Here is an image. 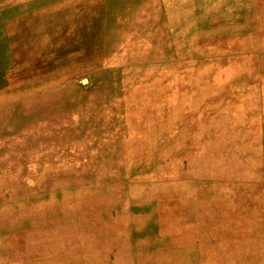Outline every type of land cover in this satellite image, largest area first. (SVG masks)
I'll list each match as a JSON object with an SVG mask.
<instances>
[{"label": "rangeland", "instance_id": "obj_1", "mask_svg": "<svg viewBox=\"0 0 264 264\" xmlns=\"http://www.w3.org/2000/svg\"><path fill=\"white\" fill-rule=\"evenodd\" d=\"M233 1L243 25L264 24V0ZM197 2L0 0V264H264V39L245 53L258 97L223 100L258 128L240 158L252 174L197 179V158L217 154L195 128ZM148 4L186 13L167 26L175 56L144 36ZM144 46L172 59L142 60Z\"/></svg>", "mask_w": 264, "mask_h": 264}, {"label": "bare ground", "instance_id": "obj_2", "mask_svg": "<svg viewBox=\"0 0 264 264\" xmlns=\"http://www.w3.org/2000/svg\"><path fill=\"white\" fill-rule=\"evenodd\" d=\"M222 2L223 0H199V2L196 3V11L194 14L195 19L197 18V20H199V25L197 26V28L195 27L196 30L199 32V34L195 29H192L191 31H189V33L194 31L196 34L200 35V40L206 46V47L203 46L200 50L201 66L199 70L195 73L194 78H192L193 83L196 84V96L198 100L196 102V105L194 106V107H197V111L195 113L197 116L195 128L197 130L196 131L197 135H200V136H202L201 133L205 131L208 132V134L206 135L205 142H207L208 145L212 148V153L217 152V154L215 155L212 154V156L209 154H205L206 157L197 158V164L206 165L205 167H202V168L197 167L195 169V172H196L195 178L197 179L198 178L206 179V178H212V177L240 178V177H243L244 174L246 173L252 174V172L248 169L249 165H252V164L245 163L242 165L240 164L241 163L240 158L242 155H247L249 150L253 152H257L254 144H255V131H257L258 128L257 129L248 128L244 130V128H242L241 126V123H246L248 121L247 117L246 118L239 117L240 124H235L234 117H238L236 113L241 114V115L243 114L241 113V110H238V111L234 110V108L230 105L228 107V105L226 104L227 102L225 103V101L223 100L229 99V96L238 97L239 99L241 97L244 101H246L249 97H252V98L258 97L255 92L256 87H254L256 83H250V78L251 76H253V73H254L252 69L255 65L254 63L255 59L252 58L250 61L246 60L245 53L248 52L249 50L262 47L261 44L264 39V24L256 25V27H254L253 25H249L250 27L245 26L246 22L251 21L250 20L251 17L245 14L243 12V9L240 12L236 13L235 9L238 8L240 5L233 4L234 3L233 0H232L233 3L231 2V0H226L223 3ZM217 3L219 5H217ZM147 7H150L151 10H148L147 13L146 11L143 12L141 17L139 15L136 16V17H139V23L141 24L142 29L144 30L143 31L144 36L150 37L151 35L150 31L155 32L154 34L156 35V39L158 41L157 43L159 44V41H161L160 42V45H161L163 42L162 40L164 39L165 45L162 46V48H165V47H167L168 49L170 48L172 55L175 56L177 52L181 51L180 42L178 38L174 42H169L166 40L169 35H172V31H167V26L168 24L173 25V24L183 23L188 18L186 16V13L185 14L183 13L184 17L180 18L179 16L176 15L174 8L171 10H168V9L165 10L162 4L160 5L148 4ZM239 8H241V6ZM98 9L99 11L101 10L100 8ZM136 13H139V12H136ZM262 17H263V22H264V15ZM255 19L257 20V17ZM100 20L102 21V19ZM243 23L245 25H243ZM82 27H83L82 31L85 33L86 32L85 30H87L88 26L85 27V24H84V26ZM78 30L79 29H77V31ZM66 35L69 36L70 34L67 33ZM81 35L84 36V34H81ZM103 36H104V33H103ZM87 43L89 42L87 41ZM236 46H239L238 48H241V49L237 51L235 49ZM99 50H102V49H99ZM150 53H151L150 46L148 47L144 46L140 52L141 56L139 57H141L142 60H147V58L151 59L152 56L150 55ZM57 58H61V57H57ZM97 58H104V56L100 55V56H97ZM171 59L172 58L166 59L162 55L156 56V58L152 61V63L156 65H160L163 61L171 60ZM99 61L102 62V59H99ZM118 62H120V59L118 60ZM221 63L223 65H221ZM224 68H226L227 71L230 70L231 74L229 78H224L223 71H222V69ZM243 78L245 79V82H242ZM153 84L154 83L152 82H148L145 85V87L148 88V85H153ZM224 85H227V86H224ZM231 87L233 88L236 87L235 93L232 91L229 92V89ZM202 88L204 91H202ZM157 94H158V89L157 91L149 92V90H147L146 92H144V95L146 96H152V95H157ZM128 102L130 103V97H128ZM246 103L249 106L247 108V114H248V109L250 110L252 109V107H255L256 105L254 104V102H251V103L246 102ZM214 105H217L218 107ZM220 108H225V110L229 112V120L226 121V124L223 121H219L216 115L214 114V112L218 111ZM261 114L259 115L261 116ZM250 121L252 122V125H254L253 123L255 122H253V120H250ZM229 147H235L236 149L241 148L242 150H245V151L242 154H240L239 159H237L236 158L237 154H231L228 152ZM225 153L228 156L227 163L228 162L229 163L227 167L222 168V167H219L218 165L221 163L223 155ZM235 161L237 162L235 163ZM210 164H212V166H209ZM250 177H254V175H251ZM138 235H141V234L138 233Z\"/></svg>", "mask_w": 264, "mask_h": 264}]
</instances>
